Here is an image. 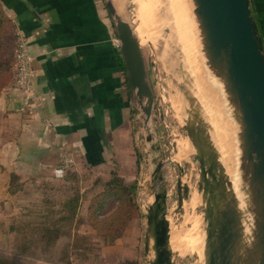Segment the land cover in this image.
Wrapping results in <instances>:
<instances>
[{
    "label": "crops",
    "instance_id": "0c3cea01",
    "mask_svg": "<svg viewBox=\"0 0 264 264\" xmlns=\"http://www.w3.org/2000/svg\"><path fill=\"white\" fill-rule=\"evenodd\" d=\"M0 4L15 30L13 66L20 34L28 44L33 71L29 89L12 82L0 91V196L8 190L12 173L21 181L53 183L54 193L36 213L48 211L54 228L82 230L89 223L80 206L84 193L80 189L74 195L66 187L85 181L87 170L99 176L106 167L120 171L138 162L139 121L115 31L102 0H0ZM250 4L264 44V0ZM57 168H63L62 177L54 175ZM72 196L78 198V206L66 220L62 216L70 210L63 202ZM144 217L142 230L137 219L134 230L128 229L132 218L119 237L102 246L106 260L94 264H146ZM91 229L95 230L93 223ZM99 235L103 244L105 237ZM54 241L71 242L61 237ZM115 248L118 252L108 254ZM72 261L36 258V264Z\"/></svg>",
    "mask_w": 264,
    "mask_h": 264
},
{
    "label": "water",
    "instance_id": "95a60500",
    "mask_svg": "<svg viewBox=\"0 0 264 264\" xmlns=\"http://www.w3.org/2000/svg\"><path fill=\"white\" fill-rule=\"evenodd\" d=\"M208 68L221 81L238 124L242 193L247 202L248 238L243 236L236 198L230 200L226 180L198 113L184 108L183 128L198 166V196L202 203L204 236L202 264H264V44L250 0H193ZM126 69L130 100L137 112L146 147L144 162L149 184L162 181V155L156 127L155 96L144 49L135 28L105 0ZM190 104L191 99L188 98ZM179 165L177 209L189 198ZM183 193V194H182ZM167 192H152L145 207L146 264H174L166 211Z\"/></svg>",
    "mask_w": 264,
    "mask_h": 264
},
{
    "label": "rangeland",
    "instance_id": "374dc122",
    "mask_svg": "<svg viewBox=\"0 0 264 264\" xmlns=\"http://www.w3.org/2000/svg\"><path fill=\"white\" fill-rule=\"evenodd\" d=\"M102 2L106 8L105 0H102ZM112 2L123 18L130 22L134 28L138 27L136 26L138 24H143V29L146 24L147 27L145 26V28H148L149 25L151 26L148 28V32L146 31L148 29H144V34L138 35V37L140 39V45L146 54L149 78L155 96L156 116L160 117L156 132L157 135H159L158 145L163 160L161 170L163 177L162 181L154 185L149 184V175L147 176L144 164L147 158V152L143 137L140 133V124L137 122L136 151L138 162L136 166L131 164L130 166L121 168L120 171L117 167H106L104 172L99 174V176L95 173L96 171L87 170V172L84 173L85 177L88 175L84 178L85 181L80 183L75 180L69 184V187H66L70 193L74 195H76L77 191L80 189L83 191L84 199L80 206H82V216L87 217L89 223L83 224L84 227H82V230L80 229L81 231H77V229H75V231L72 229L60 230L58 239L61 237L62 239L66 238L67 240H71L68 244H64L63 242L55 244V241H53V245L45 246L44 244L46 243L42 242L37 247L26 248V251L23 253L21 249H18L16 244L17 236L14 232H11L10 227L22 225L24 223H34V225L42 223L45 224L46 227L54 229L53 224L49 222V218L53 217L48 211L41 215L36 213L40 206H42V208L46 207L43 203L44 201H48L52 193H54V187L52 186L53 183L48 184L44 180L36 182L31 181L29 178H26L24 181L15 179L11 188L16 189V192L10 193L8 191L10 187H8L6 192L3 190V197L0 196V264H36V258L38 257L48 259L59 258L62 263H67L68 261V263H70L73 260V264H94L101 260L105 261V254L107 252L102 246L109 244V239L105 238V244H99V240H102L99 235L100 232L97 231L96 228L95 230L91 229L93 218H103L115 210L124 200V195L119 192L116 193V191L124 190L130 192L131 196H133L135 205L131 216L133 221L129 224L128 229L131 231L134 230L135 223H137L136 221L138 220L142 230L145 221V213L142 214V211L144 212L143 206L151 202L152 192L161 186L165 187L167 192L166 211L168 214V221L170 222V239L172 241L177 237L179 241L178 246H172L174 263L202 264L203 256L201 244L205 225L202 219V203L198 196L199 166L193 156L194 151H192V147H188L191 145L187 139L186 131L183 128L184 122L182 118L184 108L189 107L194 109L197 113L198 109H196L195 101H191L192 103L190 104L187 99V96L188 98L189 96L191 97L188 91L190 88L191 76L185 65L182 50H180L178 43L172 35L173 32H171L170 25L172 21L165 6L166 0H112ZM1 9L3 10L2 6ZM108 16L110 18L109 13ZM110 21L114 29L111 18ZM2 28L0 27V29ZM154 33L155 38L152 37ZM149 37L152 38L150 39ZM174 40L176 44H173ZM12 78L13 66H11L1 79L2 85L0 91L12 84ZM192 99L194 98L192 97ZM175 111L178 113L174 115V113H176ZM178 114H180V116ZM175 118H177V120ZM177 141L178 144L181 142V145L188 147V153L184 154L182 151H180L182 153L181 155L177 153L179 148ZM190 152L192 153L190 154ZM178 155L179 157H177ZM179 165L185 170L183 182H189L190 186L188 185L189 198L187 200L183 199L181 208L177 209L178 194L176 192V184L179 175ZM107 183H109V185ZM4 186L3 184V189ZM0 189L1 193L2 185H0ZM108 191L114 193L110 195ZM190 192H193L195 198L193 204L189 201L191 198ZM107 195H109V198L107 197L108 199H105L104 196ZM104 199L105 201H103ZM85 209H88L90 214L86 213ZM93 211L95 213H91ZM82 216L80 217L82 218ZM194 219L198 221L196 222L195 220L193 223ZM195 223L198 228L194 226ZM192 227H195L194 230L191 229ZM194 231L196 236L192 234ZM189 232H191V234ZM71 236H73V239ZM126 237L129 236L126 235ZM191 238H193V241ZM189 242L193 244L191 245ZM180 244L183 246V249ZM196 244H198V246H194ZM178 247L184 252H180L181 249L179 250ZM84 248L87 249L85 250ZM185 248L187 251L184 250ZM117 249L119 250V248H115L116 251L110 250L108 254L113 255V253L118 252ZM93 256L95 257L92 258Z\"/></svg>",
    "mask_w": 264,
    "mask_h": 264
},
{
    "label": "bare ground",
    "instance_id": "6f19581e",
    "mask_svg": "<svg viewBox=\"0 0 264 264\" xmlns=\"http://www.w3.org/2000/svg\"><path fill=\"white\" fill-rule=\"evenodd\" d=\"M165 6L167 8V12L169 16L171 17V21H172L170 25L171 32H173L172 35L174 36L176 42L178 43L180 50H182L183 54L182 53L181 54L184 55L185 65L187 66L188 73L191 76V80H190L191 83L189 84L190 88L188 90L191 97L189 96V98L192 101H195L196 109H198V115L200 116V119L202 120L206 128L209 142L212 146L216 159L218 160L220 164V167L222 169L223 175L226 180L225 185H226V191L228 193V196L230 200L232 199V197L234 199L236 198V204L234 206H236L237 212H239L238 215L242 223L243 236L245 239H247L248 232H249L248 225L250 224H248L249 215H247V202H246V199H244V195L242 193V187L244 189V185L241 186V184H243V181L238 171L240 149H239L237 132L239 129H238V124L236 123L235 113L229 102L227 94L224 92L221 81L218 79V77H216L212 73V71L207 66L205 54H204L203 47H202L203 46L202 34L200 31L198 19L194 12V9H195L194 1L193 0H166ZM140 25L139 24L136 25L138 27L135 28V32L139 36L144 34V31H145L144 29H148L149 27H151L149 25L148 28H145V26L147 27V24H146L144 25V29H143V26H142L143 24H140ZM146 31L148 32L149 29ZM154 35L155 33L152 35V37L155 38ZM152 37H149V38L151 39ZM161 40H164V39H161ZM175 40L173 44L175 43ZM185 94H186V91H185ZM192 97L194 99H192ZM177 113L178 112L174 113V115ZM178 115L180 116V114ZM175 119L177 120V118ZM177 144H178V141H177ZM178 147H179L178 148L179 152L177 150V153L181 155L182 153L180 151L186 154L188 153L187 151H189L188 147H191V146L187 147L185 145H181V142H180L178 144ZM191 153L192 152H190V154ZM179 155L177 157H179ZM187 160H188V157H187ZM186 184L189 185V182L188 183L186 182ZM190 193H191V198L189 201L190 203L193 204L195 201L194 200L195 198H194L193 192H190ZM195 220L196 219H194L193 223L195 222ZM197 221L198 220H196V222ZM196 225L197 224L195 223L194 226ZM194 228L195 227H192L191 229L194 230ZM196 228H198V226H196ZM189 233L191 234V232ZM192 234L195 235V231L192 232ZM169 236H171L170 222H169ZM193 238H191L192 241H193ZM170 243H171L170 244L171 247L178 246L179 241L176 237L172 241L170 239ZM194 246H198V244ZM181 248L183 249L182 245H181ZM182 249L180 252H184L182 251ZM184 250H186V248Z\"/></svg>",
    "mask_w": 264,
    "mask_h": 264
},
{
    "label": "trees",
    "instance_id": "16d2710c",
    "mask_svg": "<svg viewBox=\"0 0 264 264\" xmlns=\"http://www.w3.org/2000/svg\"><path fill=\"white\" fill-rule=\"evenodd\" d=\"M5 24V25H4ZM3 26V28H2ZM0 87L1 79L4 74L13 66V48H14V38L15 30L14 26L9 18H7L1 9L0 4ZM17 179V176L13 173L10 175L9 191L10 193L16 192V189L11 188L13 181ZM113 180V179H112ZM111 183V182H109ZM109 183H107L109 185ZM107 185V186H108ZM125 188V186H124ZM122 193L124 195V200L120 205L110 212L108 215L100 219L92 220L95 228L105 237L108 238V242L112 243L117 237H119L128 222L131 219L133 209L135 208L133 196L130 192L117 190L116 193ZM125 192V193H124ZM107 193V192H106ZM111 195L114 192L108 191ZM109 195L104 196L106 199ZM108 199V198H107ZM63 206L70 210L66 215H63L66 220L71 219V216L76 212V207L78 206V198L72 196L63 202ZM49 213V212H48ZM93 217V215H92ZM46 223V222H43ZM11 232H14L17 236V247L21 249L22 252L26 251V248L37 247L40 243H46L45 246H51V241H54L58 237L60 228L50 229L46 227L45 224L38 223H24L18 226L10 227ZM76 247V246H75ZM80 247V246H78ZM85 250L87 248H84Z\"/></svg>",
    "mask_w": 264,
    "mask_h": 264
},
{
    "label": "built area",
    "instance_id": "2783aa9c",
    "mask_svg": "<svg viewBox=\"0 0 264 264\" xmlns=\"http://www.w3.org/2000/svg\"><path fill=\"white\" fill-rule=\"evenodd\" d=\"M116 45L119 46L117 37L114 38ZM27 42L22 35H18L15 42L14 49V66H13V83L15 87L22 90H27L31 86L33 71L31 69V56L28 52ZM64 173L63 168L54 170L56 177H62Z\"/></svg>",
    "mask_w": 264,
    "mask_h": 264
}]
</instances>
